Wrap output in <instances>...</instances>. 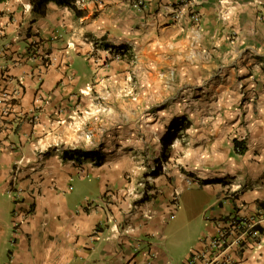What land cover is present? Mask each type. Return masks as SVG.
Returning <instances> with one entry per match:
<instances>
[{
	"label": "crops",
	"instance_id": "1",
	"mask_svg": "<svg viewBox=\"0 0 264 264\" xmlns=\"http://www.w3.org/2000/svg\"><path fill=\"white\" fill-rule=\"evenodd\" d=\"M73 4L80 16L50 2L33 17L30 0L0 2V264H181L229 217L264 213V0ZM118 45L128 51L121 59L107 51ZM87 89H127L132 99L90 101ZM80 109L86 138L66 139ZM107 119L115 147L125 121L133 142H156L152 158L169 123L182 122L152 176L162 193L145 204L122 196L133 181L103 160L120 155L108 147ZM64 142L86 154L70 158ZM194 186L207 194L202 221L197 209L173 221ZM179 220L191 241L180 232L167 244L165 229ZM261 233L260 249L232 252L236 264H264Z\"/></svg>",
	"mask_w": 264,
	"mask_h": 264
},
{
	"label": "rangeland",
	"instance_id": "2",
	"mask_svg": "<svg viewBox=\"0 0 264 264\" xmlns=\"http://www.w3.org/2000/svg\"><path fill=\"white\" fill-rule=\"evenodd\" d=\"M83 91H80L78 96H76L75 101L76 102H83L82 98L84 95ZM86 96L89 98L90 101H95V102H106L107 104L114 105L118 101V98L121 97L123 102L129 101L132 99L131 97V90L127 89H121L119 96L117 94V97L114 96L110 92L109 89H103L102 94L99 95V92L93 91L90 89H87ZM85 99V98H84ZM114 110V108H113ZM112 111V110H111ZM88 113L87 110H77L74 113V117L71 120V124H68L67 127L64 128L63 134L61 136L65 137L68 139L71 136H74L75 138H79L81 134H83L82 130L85 132V128L88 126V121H90L87 117H83ZM110 113V112H107ZM108 117V116H107ZM125 117V116H124ZM129 120V119H127ZM106 131L109 133V138L108 140H111L110 144L108 147L110 148H117L119 150L120 155L117 158L111 159H103L105 162L109 163L110 161L116 162L119 167H121L122 171H124L123 174V179L124 183H130V181H133V187L130 190H126L124 194H122L123 197H132V203L137 204L138 206L141 204H145L147 200L151 197H154L156 194H161V191L156 190V186H154L153 180H152V174L151 171L156 168V158H152L155 151H156V142L152 141L150 138H141L139 136L138 142H133L131 137H130V132H131V126L128 122L123 123L121 126V135H120V140H116V147L114 145V126L112 125V122L107 119V123L105 124ZM152 133V132H150ZM87 133H84L83 136L86 138ZM142 135V134H141ZM108 136V135H107ZM240 145V144H239ZM75 146V147H73ZM78 142H73L72 144H69L67 142H64L63 144V151H71L72 149H79L77 148ZM241 147L238 146V149ZM238 152V150H236ZM157 159L160 165V171L162 172L164 170V161L159 160L160 152H157ZM92 156V155H89ZM83 158V157H82ZM82 161V159H81ZM91 161V160H90ZM165 171L168 173V175H165L167 179L171 175H169V168H166ZM172 177V176H171ZM186 188V190L181 193L179 196V204H178V209L175 214V219L173 221H178L180 219V215L187 216V214H191V212L198 213L197 220L202 221L201 217L202 214H205L206 207L207 206V194L203 192L202 190L195 188ZM123 193V192H122ZM189 200H192V203H189ZM146 207V206H145ZM184 207L186 210H184ZM205 208V209H204ZM181 223H179V227H175L174 229H170L172 226L170 223L167 225V228L165 229V237L167 240V244L172 245L170 242L173 240L175 236L178 234L186 238L185 243H189L191 239L188 237L190 236L189 233L192 231V226H184L185 221L179 220ZM178 228V229H176ZM184 233V234H183ZM184 238V239H185ZM180 256V253H179Z\"/></svg>",
	"mask_w": 264,
	"mask_h": 264
},
{
	"label": "built area",
	"instance_id": "3",
	"mask_svg": "<svg viewBox=\"0 0 264 264\" xmlns=\"http://www.w3.org/2000/svg\"><path fill=\"white\" fill-rule=\"evenodd\" d=\"M136 7H142L143 0H129ZM190 17L196 20L197 14L192 13ZM107 51L115 59H121L126 56L127 50L121 46H109ZM43 65L45 62H42ZM38 72V70H37ZM36 72L37 80L40 79V73ZM16 92L15 90H13ZM12 92L14 95L15 93ZM38 100H42L44 93L36 90ZM7 97L3 99L6 100ZM47 98L45 97V100ZM7 110V111H6ZM8 108L5 109L7 115ZM21 117V115H19ZM38 114L31 109L25 118L29 122H35ZM17 122V118L14 123ZM16 126V125H15ZM237 150V149H236ZM261 230L264 231V213L258 214H241L231 216L220 225L215 234L204 237L203 245L199 249H193L181 264H236L232 257V252L236 249L258 250L261 247Z\"/></svg>",
	"mask_w": 264,
	"mask_h": 264
},
{
	"label": "trees",
	"instance_id": "4",
	"mask_svg": "<svg viewBox=\"0 0 264 264\" xmlns=\"http://www.w3.org/2000/svg\"><path fill=\"white\" fill-rule=\"evenodd\" d=\"M5 0H0V2ZM54 3L58 6H67L70 8L74 15L80 16L82 14V11L77 9L73 2L74 0H30V13L33 17H42L45 15L47 10L48 3ZM183 128L181 120L173 119L169 125L167 126L165 132L162 134V136L159 138V144H160V161H166L168 157V150L170 145L172 144L173 140L179 136V130ZM240 142L234 140L235 149L238 150V152L242 151V147L238 149V146ZM69 153L70 158L72 156H81L85 155L84 151L79 149H72L71 151H66ZM156 168L151 171L152 176H157L160 174V165L158 159L156 158Z\"/></svg>",
	"mask_w": 264,
	"mask_h": 264
}]
</instances>
